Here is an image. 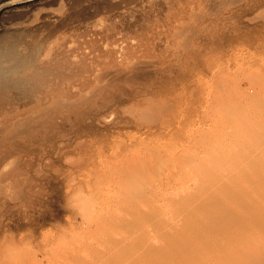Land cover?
I'll use <instances>...</instances> for the list:
<instances>
[{
    "label": "rangeland",
    "instance_id": "obj_1",
    "mask_svg": "<svg viewBox=\"0 0 264 264\" xmlns=\"http://www.w3.org/2000/svg\"><path fill=\"white\" fill-rule=\"evenodd\" d=\"M6 51L50 60L0 80V264H137L175 203L248 229L215 191L264 172V0H0Z\"/></svg>",
    "mask_w": 264,
    "mask_h": 264
},
{
    "label": "bare ground",
    "instance_id": "obj_2",
    "mask_svg": "<svg viewBox=\"0 0 264 264\" xmlns=\"http://www.w3.org/2000/svg\"><path fill=\"white\" fill-rule=\"evenodd\" d=\"M47 57L43 56L41 58H36V59L32 58L28 61V60L21 59L13 51H8V52L6 51L4 53L1 52L0 53V80L11 76L17 70L28 68L29 72H26L25 75L23 74L24 78L31 79L32 81H37L38 77H40L38 75V73L42 70V68H40L39 65L44 64L45 61H49L50 59H47ZM5 58L8 60H11L12 63L9 65H5L4 64ZM49 58H51V57H49ZM37 64H39V65L37 66ZM27 76H29V77H27ZM243 106H245V105H243ZM257 118H254L255 122L257 121L256 120ZM257 122L260 123L261 119ZM254 125H255V123H254ZM256 125H258V124H256ZM251 139H252V137H251ZM252 144H254V143H252ZM254 147H255L254 151H249V149H247L248 151H242V152H244L243 155H245L247 157L246 158L244 156L243 158H245V159H243V160L246 161V159L251 158V160H250L251 162L254 161L253 163L256 164L257 166H259L258 168H262L264 166V158H262L261 156L264 153L259 154V152L255 151L257 149L256 146H254ZM247 148H249V147H247ZM258 149H259V147H258ZM258 151H260V150H258ZM235 152H236V150H235ZM248 152H249V155L247 154ZM239 153H236V154H239ZM254 153L256 154V156H252V154L255 155ZM238 157H240V156H238ZM226 158H227V156H226ZM217 159H216V161H217ZM228 160H227V162H229ZM245 161H243V162L245 163ZM250 161L248 162L249 164H251ZM227 162H226V164H227ZM230 164H231V162H230ZM240 164L241 163H239V166H240ZM235 166H234V169H235ZM242 166H243V168H247V166L244 164ZM244 166H246V167H244ZM217 167L222 168L221 165L217 166ZM227 167H230V166L227 165L226 168ZM243 168H240V169H243ZM228 170H230V169H228ZM235 170H237V169H235ZM238 172H239V169H238ZM249 172H248V175L245 174V176H239L238 179L236 178L235 181H233L234 178L231 180V178L229 179V177H228V179H227V177H223L224 178V179L222 178L223 182H224L225 186L227 185L226 188H228V190L223 189V191H222L219 189L217 190V188H216V191H215V193L217 192L215 197L217 198V200L222 201L221 203L223 204V208H225V211H226V209H234L233 211L238 212V214L241 215V218L243 217L247 220V222L245 221V223H247L246 227L248 229L246 228L247 230H242V233L240 232L242 235L239 233H238L239 235H237V237H239L240 235H241V237L243 236L242 238L239 237L238 238L239 240H238L236 236L232 237V236H234L235 233L232 234L231 237L228 235V233H227L228 236H226L224 234L221 236L220 235L218 236L216 234H215L216 236L213 234H211L213 236H211V235L206 236L207 233L204 234L203 229L195 230V232H192L193 229H195V228L192 229V222L191 221L194 219L190 220V218H192L191 216L196 215V213H198V215H196V216L203 219V216H205V214H206V211L204 209L206 206L204 208L201 206L203 208L202 211H201L202 208H200V207L193 209L190 206L189 207L183 206L185 208H181V209H183V210H181L180 206H178L176 203H175L176 205L172 204L174 207H172V205L170 203L169 204V206L171 205L170 208H174V210L172 209L174 211V213H173L174 215L171 213L173 216H176V217H174V219H171L172 218L171 216H170V218L168 217L169 219H165L166 216H168V214L164 213L165 211L162 208L161 210H163L164 212H162L160 210H156V211L153 210V213H154V215H152L153 218L152 219L149 218V220H146L147 217L144 218L145 222H143L140 225L139 230H138V232H139L138 234L140 236L141 246L144 248H147L148 250L153 251V252H151V253H150V251L148 253L145 252L141 256L138 263L139 264H264V172L260 171L261 174H260V172H258L259 174H255V175L253 173L249 174ZM221 174H224V173H221ZM225 174L227 175V173H225ZM242 174L244 175V172ZM203 177H204V175H203ZM231 177H233V175ZM221 184L223 185V183H221ZM221 184H220V186H221ZM223 187H224V185H223ZM230 190L234 193H236L235 191L238 192L239 196L243 199V200L241 199V201H242L241 203L239 202V204H235V203L233 204L232 201H229L230 199L229 200L222 199V198H225V197H223V195H225L228 192H231ZM230 196L232 197V195H230ZM237 200H239V199H237ZM167 207L168 206H166V208ZM140 208H142V207H140ZM198 209H200V210L196 211ZM145 210L146 209L143 208V212ZM172 210H171V212H172ZM177 210H178V212H177ZM220 210H222V209H220ZM148 211H150V209ZM167 211H169V210H167ZM222 211H224V210H222ZM145 212H144V214H147ZM150 214H152V213H150ZM150 214L148 213L147 216H149ZM201 221H203V220H201ZM196 224H199V223L197 222ZM204 224H206V223H204ZM243 224H244V222H243ZM152 227L154 230L152 229ZM199 228H201V227H199ZM190 229H192V230H190ZM229 230L231 231V228ZM218 234H220V233H218ZM230 235H231V233H230ZM227 237H229V238H227ZM233 240H234V242H233ZM237 240H238V242H237L238 244L236 243ZM133 264H135V263H133Z\"/></svg>",
    "mask_w": 264,
    "mask_h": 264
}]
</instances>
